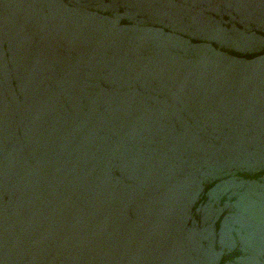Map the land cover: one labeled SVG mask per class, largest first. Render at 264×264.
<instances>
[{"label":"water","instance_id":"obj_1","mask_svg":"<svg viewBox=\"0 0 264 264\" xmlns=\"http://www.w3.org/2000/svg\"><path fill=\"white\" fill-rule=\"evenodd\" d=\"M0 264H264V0H0Z\"/></svg>","mask_w":264,"mask_h":264}]
</instances>
